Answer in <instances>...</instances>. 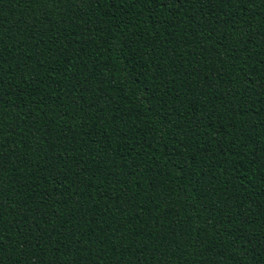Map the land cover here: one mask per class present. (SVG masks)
I'll use <instances>...</instances> for the list:
<instances>
[{
  "label": "trees",
  "instance_id": "1",
  "mask_svg": "<svg viewBox=\"0 0 264 264\" xmlns=\"http://www.w3.org/2000/svg\"><path fill=\"white\" fill-rule=\"evenodd\" d=\"M0 264H264V0H0Z\"/></svg>",
  "mask_w": 264,
  "mask_h": 264
},
{
  "label": "snow or ice",
  "instance_id": "2",
  "mask_svg": "<svg viewBox=\"0 0 264 264\" xmlns=\"http://www.w3.org/2000/svg\"><path fill=\"white\" fill-rule=\"evenodd\" d=\"M159 3H161V4L164 3V0H159Z\"/></svg>",
  "mask_w": 264,
  "mask_h": 264
}]
</instances>
